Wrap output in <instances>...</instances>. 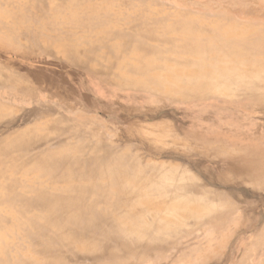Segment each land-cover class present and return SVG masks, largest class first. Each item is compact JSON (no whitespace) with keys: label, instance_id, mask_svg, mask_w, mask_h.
I'll list each match as a JSON object with an SVG mask.
<instances>
[{"label":"bare ground","instance_id":"obj_1","mask_svg":"<svg viewBox=\"0 0 264 264\" xmlns=\"http://www.w3.org/2000/svg\"><path fill=\"white\" fill-rule=\"evenodd\" d=\"M247 3L203 14L160 0H0V95L24 103L0 101V264L64 263L65 247L93 255L80 264H155L159 250L186 253L174 239L199 229L197 249L223 246L226 255L196 254L195 264H226L235 256L229 243L247 234V258L235 264H254L255 246L264 244V209L252 205L264 202V0ZM41 55L65 60L45 71L17 58ZM125 92L157 102L155 116L140 110L121 119L148 157L120 153L107 133L96 139L90 123L98 124L88 119L91 131L66 133L83 123L64 114L71 97L73 107L117 113L133 106ZM222 103L226 117L203 115ZM44 131L62 135L40 143ZM78 140L84 144L71 145ZM173 144L213 186L154 154ZM243 182L254 198L245 203ZM21 197L26 204H16Z\"/></svg>","mask_w":264,"mask_h":264},{"label":"rangeland","instance_id":"obj_2","mask_svg":"<svg viewBox=\"0 0 264 264\" xmlns=\"http://www.w3.org/2000/svg\"><path fill=\"white\" fill-rule=\"evenodd\" d=\"M160 1L167 2V3L181 2V3H183L184 6H187V5L192 6L197 11L201 10L203 14H208L209 10L212 12H217V11L221 12V11H223V9H222L223 6L233 4V3H236V2L241 1V0H160ZM244 1H246L248 3L250 2V0H244ZM46 56H47V58H46ZM17 58L20 59V61L24 64H27V65H29L31 67H35V68H40V69L45 70V71H48V70H58L59 71L60 67H59L58 62L65 60L63 57H60L58 55H54V56L41 55V57L39 56V59H36V60L25 59L22 57L21 58L17 57ZM29 84L34 89V93H36V89L34 88L35 83L33 81H31ZM6 96L0 95V101L11 103L12 105H15L18 107L24 106V103H22V101H13L10 99L7 100V98L9 96H7V98H6ZM123 96L125 97V99H128L129 101L134 102V103H131L134 107L132 106L125 111L118 110L117 113L114 112L113 110H109L107 112H104L102 110H100L101 111L100 112L99 110H97L96 112H93V111L88 110L86 108H81L80 106L79 107H73L72 104L75 103V99L73 97H71V99L73 101L71 100L72 101L71 104H68V106L72 107V108L70 107L71 111L68 113H64V114H68L69 117H72V118L80 119L81 121H83V123L76 126V127L68 129V131H66V133L70 134V135L74 134V133H86L87 131L92 130V128H91V125H92V126L96 127V130L94 128L95 138L101 140L100 138H103L104 136H106V133L109 134L119 144L120 147H118V151L120 153L127 154V153H125V151L132 149L133 151H139L141 153L142 157L143 156L148 157L149 154L151 153V151L146 146H144L140 140H135L136 136H134L135 137L134 138V137H132V135H128V133H129L128 122L127 121H121V119L124 118V116L128 115V113H131L132 111H136L133 114V116H135L137 118L138 116H140L141 113L138 116L136 113H138L140 110H141V112L147 111L149 115L154 114V116H155V110H153V108H151L152 107L151 104H153L154 99L150 98V96H148L147 94L133 93V92H125L123 94ZM38 99H40V98H38ZM113 99H115V98H113ZM49 101L51 103H54L57 106L63 107L64 105H66L64 102L68 103L70 100L69 101L68 100L63 101V100H58V99L56 100L55 99V100H49ZM200 103H202V101ZM154 104L157 105V102H154ZM246 104L250 105L251 102H246ZM175 105H176V103H174V102L173 103H167L166 107L173 110L176 107ZM222 106H224V107L218 108L216 106H213V108H212L213 110H211L210 112L203 113V115L205 117H209L210 118L209 121H211V118L215 119L216 116H221L222 118H224L227 116L226 115L227 109L225 108L226 106L223 103H222ZM233 106H235L237 108V107H239V104H234ZM246 107H248V106H246ZM187 108H189V107H187ZM184 110L187 111V109H185V108H184ZM190 111H194V109L193 110L191 109ZM234 111H236V110L234 109ZM58 112H60V111H58ZM151 112H153V113H151ZM18 113H21V112H18ZM260 115H261L260 113H255L257 121L261 120V119L258 120ZM200 116H202V115H200ZM248 116H249L248 113L242 112L238 118H241L240 120L245 121V119ZM55 117H56L55 115H52V118H55ZM250 117L253 118L254 116H250ZM85 119H88L89 122L93 121V122L97 123L98 125L96 126V125H93V123H90L91 125H89L87 127V122H85L86 121ZM150 119H152V120H148L149 123H154L155 121H158V120L160 121V118H158L157 116H156V118L153 117ZM217 124L218 125L215 126V128L219 127L221 129L223 124H220V122H217ZM23 125H24V123L22 122V123L18 124V126L16 128H22ZM97 128H98V130H97ZM44 132H46L48 134L42 135L38 139L40 141V143L46 142L47 140H50L51 138L52 139L57 138L59 135H62L60 131L58 133L49 132V131H44ZM130 138H131V140H130ZM76 143H78V144H76ZM82 143L84 144V142H81L78 140L75 142L73 141L71 145L81 146L80 144H82ZM86 143H88V142H86ZM175 146L176 145L173 144L172 146L167 147L169 149H166V148L163 149V147H159L157 150H154L155 151L154 154L155 155L159 154L160 160L163 161L164 165L169 167V168H172V169H174L176 166H178L180 164L189 165V164H187L188 162L183 159V158H185L184 156H186L188 153L187 152L185 153L183 150H181L182 147H175ZM203 146L208 147V146H210V144L205 142L203 144ZM52 147H55V146H52ZM78 148H80V147H78ZM202 159L206 160V157L202 156ZM102 161H104V160H102ZM205 163L208 166H210V168L212 167V165H213L212 168H215V166H216L215 164H213L210 161H206ZM189 167H190L188 169V170H190L189 173L197 174L202 181H206L208 185L213 186V184L211 182L209 183L206 180V178L203 176V174L197 172V170L193 166L189 165ZM167 183H170V181H167ZM239 188H242V190H247L246 191V197L243 199L244 203H245L246 199L248 202L251 201V199H254L253 195H250L249 193H247L248 189L250 191V185H248L246 182L241 183ZM263 192H264V186H262L260 188V191H259L260 195L261 194L264 195ZM192 198H193V196H191V199ZM232 199L237 201L234 197ZM18 203L20 205L26 204L25 200L22 197L16 202V204H18ZM4 204H10L11 205L10 202H6V203H3L1 205H4ZM252 205H254V208H255L254 211H257V210L259 211V210L264 209V202L259 203V201H258L256 204L253 203ZM260 207H261V209H260ZM234 217H237L236 219L239 220L240 214L238 213ZM242 222L243 221L241 219L239 221L238 225L242 226ZM97 231H98L97 228L95 229L94 233L91 232L90 230H87V234H88V236L94 238V236L97 235ZM201 232H202V229L195 230L194 232L191 231L190 232L191 234L186 236L185 238L183 237L182 233H178L176 238L174 237L175 238L174 243H176L177 248L186 249V253L181 252V250H180V252L178 250L174 253V250L169 251L166 249H162V250L157 251L154 254L153 262L155 264H179L180 262L187 263V264H195V263H199V262L195 261L196 260V258H195L196 254H201L203 252H206L202 257L207 259V260L209 258H211L210 261L213 260L214 258L220 256L223 252L225 253L224 255H226V252L223 251V246L221 247V250H217L219 247L216 250H213V249H207L206 248L207 245H205L206 243L205 244L202 243L203 246L205 245L204 249H200V248L197 249L196 246L202 242V240H200V238H202ZM246 236H249V234L244 235V237L239 238L238 240H235L236 239L235 238L233 243H229L231 246H232V244H235V246H234L235 256H232L226 264H235V263L240 262V259L244 260L245 258H247L246 253L243 255L241 254L242 252L240 253V251L242 249L241 247H243L242 242H244V238H246ZM247 240L248 239H245V241H247ZM235 241H237V242H235ZM113 244H116L115 240H111L110 242H108V244L106 246H112ZM231 246H230V248H232ZM255 247H256V253L254 254V264H257L262 259H264V244L257 245ZM64 249H66L65 252L63 251L64 252L63 254L65 255L66 262L59 263V264H80V262H78V261H82L84 257L91 258V255H92L89 252H84V253L83 252L76 253L75 251H68L67 252L66 247ZM40 256L43 259L50 261V256H48L47 254L43 253V254H40ZM130 257H133V256L130 255ZM67 260H70V261H67ZM139 263H140V260L134 261V264H139ZM146 264H149V263H146ZM151 264H153V263H151Z\"/></svg>","mask_w":264,"mask_h":264}]
</instances>
